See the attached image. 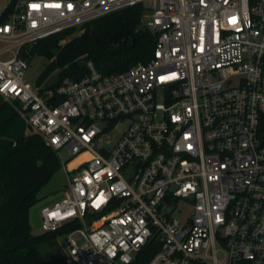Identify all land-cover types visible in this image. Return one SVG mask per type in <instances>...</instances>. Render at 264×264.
Returning a JSON list of instances; mask_svg holds the SVG:
<instances>
[{
  "label": "built area",
  "instance_id": "built-area-1",
  "mask_svg": "<svg viewBox=\"0 0 264 264\" xmlns=\"http://www.w3.org/2000/svg\"><path fill=\"white\" fill-rule=\"evenodd\" d=\"M138 4L149 62L27 82L41 39ZM0 95L67 175L42 209L45 232L78 225L63 264H134L155 240L148 264H264V0H15Z\"/></svg>",
  "mask_w": 264,
  "mask_h": 264
},
{
  "label": "trees",
  "instance_id": "trees-1",
  "mask_svg": "<svg viewBox=\"0 0 264 264\" xmlns=\"http://www.w3.org/2000/svg\"><path fill=\"white\" fill-rule=\"evenodd\" d=\"M13 1L0 17V23L9 18ZM144 14V4H138L41 39L28 55L29 59L39 55L49 60L37 85L57 70L58 81L50 89L66 79L80 81L88 74L89 61L104 75L149 62L154 57L157 39L142 27ZM79 30L82 33L78 37L62 44ZM29 130L27 120L14 105L7 101L0 104V264H54L46 245L54 246L59 235L78 227L75 224L54 233L33 234L30 211L62 167L57 153L39 134L27 135ZM159 249L153 241L138 254L134 264H148Z\"/></svg>",
  "mask_w": 264,
  "mask_h": 264
},
{
  "label": "rangeland",
  "instance_id": "rangeland-1",
  "mask_svg": "<svg viewBox=\"0 0 264 264\" xmlns=\"http://www.w3.org/2000/svg\"><path fill=\"white\" fill-rule=\"evenodd\" d=\"M12 0H0V17L4 13L5 9L9 6ZM82 33V30L77 31L75 34L69 36L62 44H65L74 38L78 37ZM49 63V60L45 57L35 55L29 59V68L26 74L27 82L31 84L38 83V79L41 73L45 70L46 65ZM60 70L53 72L40 86V89H43V92L47 93L53 84L58 81ZM48 87V88H47ZM4 102V97L0 95V103ZM62 156L66 159H72L73 157L67 150H63ZM68 188V178L63 169H60L52 181L42 190L41 200L36 204L30 211V220L32 225L33 234L41 235L45 231L42 227V209L46 206H52L57 201L63 198L64 191ZM66 235L61 234L54 241V246L50 247L46 245L47 248L53 256L54 264H63L65 256L68 254Z\"/></svg>",
  "mask_w": 264,
  "mask_h": 264
},
{
  "label": "water",
  "instance_id": "water-1",
  "mask_svg": "<svg viewBox=\"0 0 264 264\" xmlns=\"http://www.w3.org/2000/svg\"><path fill=\"white\" fill-rule=\"evenodd\" d=\"M92 34H93V36L95 37L96 42H99V39H98V37H97L96 32H95L94 29H92Z\"/></svg>",
  "mask_w": 264,
  "mask_h": 264
},
{
  "label": "crops",
  "instance_id": "crops-1",
  "mask_svg": "<svg viewBox=\"0 0 264 264\" xmlns=\"http://www.w3.org/2000/svg\"><path fill=\"white\" fill-rule=\"evenodd\" d=\"M6 9H7V8H6ZM6 9H5V10H6ZM4 101H5V100H4ZM0 104H1V103H0ZM52 257H53V256H52Z\"/></svg>",
  "mask_w": 264,
  "mask_h": 264
}]
</instances>
